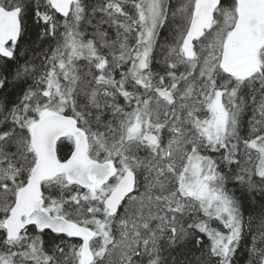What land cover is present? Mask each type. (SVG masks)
<instances>
[{
    "label": "snow or ice",
    "instance_id": "snow-or-ice-1",
    "mask_svg": "<svg viewBox=\"0 0 264 264\" xmlns=\"http://www.w3.org/2000/svg\"><path fill=\"white\" fill-rule=\"evenodd\" d=\"M0 264H264V0H0Z\"/></svg>",
    "mask_w": 264,
    "mask_h": 264
}]
</instances>
